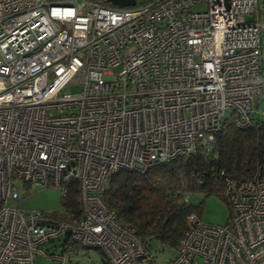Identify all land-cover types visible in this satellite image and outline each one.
<instances>
[{"label": "built area", "instance_id": "1", "mask_svg": "<svg viewBox=\"0 0 264 264\" xmlns=\"http://www.w3.org/2000/svg\"><path fill=\"white\" fill-rule=\"evenodd\" d=\"M133 3L0 0V264L77 263L78 247L106 264H157L102 200L109 178L208 152L223 121L245 128L253 110L264 115L253 108L264 99V0ZM73 81L79 92L63 94ZM255 169L222 177L228 220L187 214L164 264H264ZM70 179L78 219L15 204L28 187L65 193Z\"/></svg>", "mask_w": 264, "mask_h": 264}, {"label": "trees", "instance_id": "2", "mask_svg": "<svg viewBox=\"0 0 264 264\" xmlns=\"http://www.w3.org/2000/svg\"><path fill=\"white\" fill-rule=\"evenodd\" d=\"M257 105L255 102L253 108ZM250 121L245 128L230 120L223 121L208 152L177 156L142 173L119 170L109 178L102 200L121 224L134 228L144 247L155 256L165 249L174 252L185 231L186 215L201 214L202 201L193 205L182 196L216 194L227 203L222 195V177L249 180L255 168L264 165V115L253 110ZM66 184V192L61 193L59 201L62 211L53 213L72 221L81 216L78 184L74 179Z\"/></svg>", "mask_w": 264, "mask_h": 264}, {"label": "rangeland", "instance_id": "3", "mask_svg": "<svg viewBox=\"0 0 264 264\" xmlns=\"http://www.w3.org/2000/svg\"><path fill=\"white\" fill-rule=\"evenodd\" d=\"M138 2H143L146 0H137ZM204 6L196 5L193 6L192 10L202 9ZM81 85L78 83H67L62 88L63 94L76 93L79 92ZM258 104L260 107H264V99H258ZM228 115V113H227ZM27 188V187H26ZM27 191V192H26ZM23 190L22 197L17 200V206L20 209L27 211H46V212H56L62 211L60 196L61 190L57 186H49L46 188L39 187H28ZM188 200L190 204L196 205L202 201L200 218L202 221L213 224L223 225L229 218V208L228 204L220 195L209 194L203 195V193H189ZM78 256L73 258L77 263L71 264H106L101 261L100 252L97 249L92 248H82L78 247ZM174 256V252L165 249L164 251L157 252L155 259L157 264H164L166 259ZM77 259V260H76ZM53 259L47 258L38 254L34 258V264H56ZM70 262V261H69Z\"/></svg>", "mask_w": 264, "mask_h": 264}, {"label": "water", "instance_id": "4", "mask_svg": "<svg viewBox=\"0 0 264 264\" xmlns=\"http://www.w3.org/2000/svg\"><path fill=\"white\" fill-rule=\"evenodd\" d=\"M111 4L119 6L133 5L135 0H108Z\"/></svg>", "mask_w": 264, "mask_h": 264}]
</instances>
